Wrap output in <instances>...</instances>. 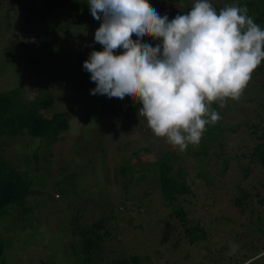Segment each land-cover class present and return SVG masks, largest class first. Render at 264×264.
I'll return each mask as SVG.
<instances>
[{"label": "trees", "instance_id": "16d2710c", "mask_svg": "<svg viewBox=\"0 0 264 264\" xmlns=\"http://www.w3.org/2000/svg\"><path fill=\"white\" fill-rule=\"evenodd\" d=\"M6 1L9 3H6L10 11L9 20L15 8L27 13L29 24L42 20L44 27L37 29L41 36L58 38L61 31H65L66 34L71 33L72 39L79 38L77 43L80 50H83V45L88 47L97 44L98 48L99 46L103 48L95 42V32L101 21L98 23L91 15L87 7L88 0H40L45 4L42 11L38 9L36 0ZM1 2L3 0H0ZM18 2H22L23 5L20 6ZM148 2H156L157 11L161 16L165 8L174 10L167 14L170 20L177 14H186L194 5L189 0ZM236 2L240 7L247 6L248 15L264 29V0ZM210 3L217 12L225 7L222 3ZM161 10L164 11L161 13ZM64 17L71 19V23L62 26L61 20ZM87 17L91 20L86 35L91 39H86L82 33L71 32L75 26L84 25L86 23L84 19ZM15 44L13 42L10 48ZM20 44L26 49L24 43ZM95 51L99 50L95 48ZM87 52L77 60L75 71L84 69L83 64L91 54ZM251 79L255 80V84L252 85L260 89L264 96V62L254 71ZM13 94L8 91L0 93L1 136H8L14 140L23 136L31 142L46 143L48 147H52L54 141L60 142L69 130L72 132L70 123L72 113L46 114L53 107L54 98L31 101L28 107L25 100L20 98L15 100ZM259 100L257 96L245 97L244 94L238 101L228 99L223 107L219 102L213 103L212 109L217 111L221 118L215 124L206 126L199 144H190L184 151L170 145L165 138L156 137L144 118L137 129L139 148L137 151H131L126 164H121L122 170L127 171L125 169L127 165L128 168L132 165L134 170L132 173L129 172L128 176L121 173L124 177L123 188L120 185L115 186L118 194H113V198L119 201L115 203L118 206L109 208L106 205L101 217L90 225L70 230V234L77 238V241H71L69 246L73 257L71 264H178L177 255L179 251H183L181 249L183 246L185 248L189 246L186 258H190L194 252L209 248L210 251L207 252L209 254H206L202 264H246L260 253H264V98L261 107ZM249 103L253 105L249 107ZM19 105L21 109L17 110ZM119 105L113 104L110 107L117 118L122 115L127 117L130 109L142 107L139 103L133 104L132 100ZM226 120L228 123L224 122ZM115 122L116 120H112L111 125ZM144 127H147L145 131ZM225 128L242 140L240 152L233 155L228 152ZM109 129L105 124L100 125L99 135L102 136V140H106L104 131L107 132ZM135 132L137 131L134 130L132 134ZM148 142L151 146L147 144ZM8 146L6 144V148ZM121 151L119 148L115 156ZM29 152L33 151H28L26 168L17 166L7 152L0 153V264H9L8 251L13 243V238L5 236V233L13 234L19 231L15 229L25 230L26 224L30 225L35 220L36 213L43 215L42 209H49L48 202L39 203L36 200L37 196L42 195V191L35 189V179L31 177L32 171L41 170L42 160L48 157L40 159L36 151L32 155H29ZM32 158L36 163L33 162L35 165L29 167ZM136 167L141 169L139 173L136 172L138 169ZM192 170L195 173L194 177ZM121 174L117 170L114 175ZM114 175L112 174V179L120 183L118 178L121 176L116 179ZM73 177L74 174L67 172L60 176L58 188L54 192L56 200L63 198L62 196L67 198L68 194L73 193L69 182ZM201 189H205V192L201 193ZM229 204L232 205L231 210ZM127 211L136 212L139 217L147 219L149 225L153 224L154 229L151 230L153 234L149 239L154 245L150 243L152 250L144 255L136 253L127 256L121 252L117 257L110 258L109 255L114 250L108 251L107 244L115 234L120 233L123 237L120 243L122 249L127 251L129 245L135 244L131 240L126 242L124 237L126 232L123 231L127 228L118 225L120 220L118 216ZM226 211H232L234 216L225 215ZM75 213L81 214L82 211L79 209ZM76 214L75 222H79L81 215ZM126 217V221L132 226L136 221L135 217L131 215ZM11 218L20 220L22 224L24 222L25 227L12 222ZM4 221L11 222L16 228L11 230L9 224L2 227ZM72 221L74 219L69 222L71 226L74 224ZM245 221L248 223L243 224ZM250 225L255 227L256 232L249 230ZM136 228L144 230L146 224ZM251 237L253 240L248 242ZM234 245L238 247L232 253ZM173 255L176 259H172ZM181 260L182 263L179 264H184L182 258ZM48 264L56 262L54 259L48 260ZM253 264H264V256L254 259Z\"/></svg>", "mask_w": 264, "mask_h": 264}, {"label": "rangeland", "instance_id": "374dc122", "mask_svg": "<svg viewBox=\"0 0 264 264\" xmlns=\"http://www.w3.org/2000/svg\"><path fill=\"white\" fill-rule=\"evenodd\" d=\"M189 1L195 3V0ZM210 2L222 3L224 6L238 5L236 0H210ZM6 3H8L6 0L0 3V93L7 91L14 93V99L25 100L28 107L31 101L36 102L52 97L54 98V105L46 114L70 112L73 116L70 120L72 132L69 130L62 141H54L52 147H48L46 143L31 142L23 136L14 140L11 137L0 135V153L7 152L20 168H26L28 151H36L40 155V159L45 156L48 157V159L42 160L41 170L32 171L31 177L35 179V189L42 191V195L37 196L36 200L39 203L48 202L49 209H42L44 210L43 215L36 213L34 215L35 220L30 225L26 224L25 230L15 229L20 232L5 233V236L13 238L12 247L8 251V262L9 264H48V260L53 261L54 259L56 264H71L73 257L69 246L70 242L77 241V238L70 234V230L80 226L84 227L86 224L90 225L94 220L101 217L106 205L109 208L118 206L115 203L119 201L117 198H113V194H118L115 186L120 185L123 188L124 177L121 173L128 176L129 172L132 173L134 170L132 165L129 168L128 165L125 167L127 171L122 170L121 164H126L131 151H137L139 148L137 129H139L144 118L139 117V107H136L135 110L130 109L128 118L123 115L117 118L116 113L110 107L113 104L117 106L120 104L119 106H121L124 101H129V99H119V103L118 98L110 99L104 95H92L91 91L96 87V84L91 81V74L84 69L81 71L74 70L77 60L80 56H85L86 51L91 53L95 48L103 51V48L100 46L98 48L97 44L88 47L83 45L84 51L80 50L77 43L79 38L74 40L70 36L71 33L66 34L65 31H61L58 38L47 35L41 36L37 29L40 30L44 27L45 24L42 20L32 24L27 23V13H22L19 8H15L16 10L11 12L12 17L9 20L8 12L10 11ZM18 3L20 6L23 5L22 2ZM149 3L153 8L158 9V6L155 5L156 2ZM36 4L40 11L45 9V4H42L40 0H36ZM87 7L90 10L89 4ZM164 10H161V13L164 11L163 16L174 11L166 8ZM84 20L86 21L84 25L75 26L71 32L82 33L86 39H91L90 36L86 35L91 19L87 17ZM70 21L71 19L64 17L61 24L65 26ZM32 28H36V30H30ZM133 39L136 37L134 36ZM13 42L16 44L10 48ZM144 42L157 43L152 38H146ZM20 43H24L26 49ZM122 52L123 49H118L114 54L120 55ZM253 83L255 84V80L251 79L242 96L244 94L245 97L257 96L260 99L259 105L261 107L264 96L260 89L252 85ZM260 85L261 83L258 84V87ZM133 104L135 103L133 102ZM252 105L249 103V107ZM19 109H21L20 105L17 110ZM112 120H116L114 125H111ZM224 122L228 123L227 120ZM102 124L110 128L107 132L104 131L106 140H102V136L99 135ZM145 128L147 127H144L143 131ZM134 130L137 132L132 134ZM6 144L9 145L7 148ZM225 144L228 152L233 155L240 152L242 140L226 129ZM26 147L30 149L27 150ZM119 148L124 152L121 151L118 156H115ZM32 153L29 152V155ZM33 162L35 160L32 158L29 167L35 165ZM117 170L121 175H114ZM140 171L141 169L138 168L136 172L139 173ZM64 172L75 175L69 181L73 193L68 194L67 198L62 196L63 198L56 200L54 192L58 188L57 182ZM110 173L116 179L121 176L118 179L122 184L112 179ZM192 176H195L194 170H192ZM200 192L204 193L205 189H201ZM230 208L232 209V205L229 204ZM79 209L82 213L76 214L75 211ZM122 213L118 216L120 218L118 225L127 228L123 231L126 232V236H124L126 242L131 240L135 244L129 245L127 251L122 249L120 243L123 241V237L117 233L108 240L107 250L115 251L109 257H117L121 252L126 253L127 256L136 253L144 255L152 250L149 244L154 245V242L149 238L153 234L151 231L154 229L153 224L149 225L148 220L139 217L136 212ZM75 214L81 215L79 222H75ZM128 215L136 219L132 226L126 221ZM225 215L234 216L232 211H226ZM71 219H74L72 226L71 223L69 224ZM10 220L20 227L24 224L20 220L17 221L13 218ZM10 223L4 221L2 227L9 224L11 230L16 228ZM246 223L248 221L243 224ZM141 224H146V229L136 228ZM250 227L249 230L256 232L255 227L251 225ZM251 240L253 237L248 242ZM181 249L183 251H179L177 255L178 264L182 263L181 258L184 264H202L206 254H209L207 253L208 250L210 251L209 248H205L200 250L202 254L200 251L194 252L190 258H186L189 246L186 248L183 246ZM172 259H176V256L173 255Z\"/></svg>", "mask_w": 264, "mask_h": 264}, {"label": "clouds", "instance_id": "9594fccd", "mask_svg": "<svg viewBox=\"0 0 264 264\" xmlns=\"http://www.w3.org/2000/svg\"><path fill=\"white\" fill-rule=\"evenodd\" d=\"M88 4L93 18L102 21L95 42L104 49L92 51L83 64L96 84L91 94L141 104L139 117L180 151L199 144L206 126L221 118L212 104L238 101L264 62V29L247 6L217 12L210 0H195L190 11L170 20L148 0ZM118 49L122 54H114Z\"/></svg>", "mask_w": 264, "mask_h": 264}]
</instances>
